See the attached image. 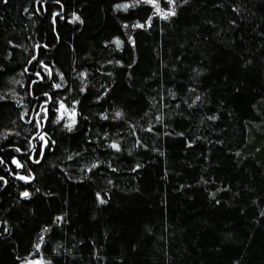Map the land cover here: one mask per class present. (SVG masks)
Returning a JSON list of instances; mask_svg holds the SVG:
<instances>
[{"label": "trees", "instance_id": "1", "mask_svg": "<svg viewBox=\"0 0 264 264\" xmlns=\"http://www.w3.org/2000/svg\"><path fill=\"white\" fill-rule=\"evenodd\" d=\"M158 3L0 0V264H264V0Z\"/></svg>", "mask_w": 264, "mask_h": 264}, {"label": "snow or ice", "instance_id": "2", "mask_svg": "<svg viewBox=\"0 0 264 264\" xmlns=\"http://www.w3.org/2000/svg\"><path fill=\"white\" fill-rule=\"evenodd\" d=\"M5 2H6V0H5ZM138 2H140V0H137V3H138ZM143 2H144V3H148V4H153V5H155V8H156V14L160 15L161 18L167 19L170 15H175V11H174V10H172V11H168V12L161 11V9H160V7H159L158 0H143ZM167 2L170 3V4H172V3H174V0H167ZM117 7H123V8L126 9V8L129 7V5H118ZM75 19H79V17H75ZM150 19H151V18H150ZM136 27H144V25L137 24ZM117 43H119V41H117ZM37 75H39V73H37ZM55 87L59 88L60 85H55ZM60 107H61V108H64L63 103H61ZM45 111H46V109H45ZM71 115H72L73 117L75 116V112H74V110H73V112L71 113ZM116 115H117V116H120L121 113L118 112V113H116ZM60 118H63V114L61 115ZM72 123H75V120H74V119L72 120ZM40 139L43 140L44 138H43V137H40ZM45 143H46V141H45ZM53 143H54V142H53ZM112 147L118 149V148H119V145H117V144H113ZM37 162H39V161H37ZM13 163H15V164L17 165V167H22V165H20L18 161H13ZM0 179H2V178H0ZM20 179L27 180L28 177H23V176H22V177H20ZM23 195H24L25 197H27V196H29V193H28V192H24Z\"/></svg>", "mask_w": 264, "mask_h": 264}, {"label": "rangeland", "instance_id": "3", "mask_svg": "<svg viewBox=\"0 0 264 264\" xmlns=\"http://www.w3.org/2000/svg\"><path fill=\"white\" fill-rule=\"evenodd\" d=\"M62 114H63V118H69L70 117V115L66 111L60 110V112L58 114V120L63 119V118H60ZM31 264H43V263L40 260H36L34 262H31Z\"/></svg>", "mask_w": 264, "mask_h": 264}]
</instances>
